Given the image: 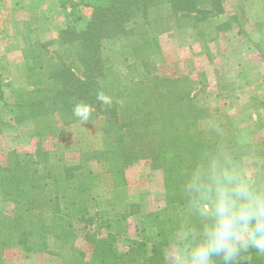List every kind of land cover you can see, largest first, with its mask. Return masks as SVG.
Masks as SVG:
<instances>
[{"label":"trees","instance_id":"trees-1","mask_svg":"<svg viewBox=\"0 0 264 264\" xmlns=\"http://www.w3.org/2000/svg\"><path fill=\"white\" fill-rule=\"evenodd\" d=\"M162 7H168L176 21L186 20L198 28L200 38L208 30L207 34L214 35L209 41L231 27L227 21H217L224 14L222 0H102L92 8L83 30L68 28L60 33L58 44L70 63L54 61L52 70L23 92V102L16 110L19 120L43 121L36 132L41 136L52 133L47 126L54 116L62 125L82 122L74 116V106L90 105L93 111L89 120L103 119L105 145L88 158L102 162L117 187L126 184V171L136 165L160 173L165 188L164 207L141 216L138 237L126 240L127 249L121 251L119 230L113 233L109 224H104L107 232L103 235L89 232L94 218L88 196L100 175L88 168V160L50 164L46 153H37L28 160L18 158L12 151L14 168L0 169V191L13 206L10 218L0 219V264H4L5 252L14 247L24 252L46 251L50 236L62 243L73 242L79 223L85 225L84 238L93 249L80 251L72 264H166L165 250L172 246L170 238L187 219L179 191L182 175L201 152L221 144L204 139L198 128L202 111L192 104L182 81L153 74L151 56L158 50V38L154 31L156 20L150 14ZM200 24L207 30L199 28ZM106 42L123 44L125 78L103 56ZM43 47L47 48L46 44ZM36 67L37 61L28 72L32 75ZM100 93L111 97L112 104L101 103L97 99ZM4 94L0 82V101ZM45 119L50 121L48 125ZM45 164L56 169L47 189L39 183L38 167L45 169ZM42 189L50 195L43 197ZM251 264H264V255L253 252Z\"/></svg>","mask_w":264,"mask_h":264},{"label":"rangeland","instance_id":"rangeland-1","mask_svg":"<svg viewBox=\"0 0 264 264\" xmlns=\"http://www.w3.org/2000/svg\"><path fill=\"white\" fill-rule=\"evenodd\" d=\"M34 1L35 3L32 5L27 3L26 9L21 8L30 10L28 13L32 14L31 17L28 14L23 16V12L17 16L20 11L19 8L13 7V3H16L17 6L22 5V0H10L1 5L2 1L0 4V16L2 14L8 18L10 16V20L12 17L13 20L15 16L18 20L29 18L26 24L16 23L18 26L14 24V20L6 25L0 20V82L5 91L4 100L0 101V169L14 168L13 163L11 164V152L16 151L18 158L28 160L31 157H36L37 153H46L49 156L50 164H58V160H63L65 164H78L82 160H88V168L100 175L105 172L104 164L89 159L88 156L94 151L99 152L104 148L102 117L71 125H62L58 116H54L51 124L48 119H45L46 125L49 124L47 129L52 130V133L39 136L36 135V132L42 128L43 121L40 119L31 121L26 118L19 120L16 109L23 102V92L33 86H30L32 82L36 83L45 77L52 70L54 61L57 62L60 59L65 64L70 63L68 54L58 44L60 33L68 28L77 32L83 30L89 21L92 8L102 0ZM222 4L224 14L218 17L217 21H227L231 27L213 41L209 40L214 35L207 34L209 31L204 28L203 24H200L199 28L207 30V33L204 38H200L198 28L191 26L186 20L176 21L177 17L171 14L168 7L151 12L150 18L156 20L154 31L158 38V50L151 56L153 74L164 78H179L183 81H185V75H189V78H192L194 82L189 80L191 84L190 82L187 83L188 85L183 84V87L184 89H193L190 94L192 104L202 111L203 117L198 123V128L204 139L208 142L220 143L241 158H252L259 165L258 170L264 171V93L255 94V99L244 106L240 107L235 103L238 97L235 94L236 87L240 84L236 78L237 64H243L245 68L240 69L243 72L249 70L250 77L254 79L255 74L258 75L259 68L264 74V43L246 51L243 42L244 38L250 41V29L252 25L254 27V20L257 25L264 26V13H257L253 4L244 6L242 12L239 6L237 7L233 2L222 0ZM225 7H227V11L232 8L229 13L227 12L232 17L225 15ZM252 7H255V11ZM234 8H238V11L233 16ZM240 23L249 29H244V38H241L242 40L237 38L238 41H236V35H233L230 30L237 27L234 25ZM262 30L264 33V27ZM50 38L52 39L50 40ZM221 38L222 40L218 41ZM192 42L197 43V46L190 45ZM44 44L47 48L43 47ZM48 44L50 45L48 46ZM103 47V56L107 63L112 65L113 70L121 78H125L127 70L123 54L126 50H124L123 44L106 42ZM14 50L18 54V58L12 55ZM254 54H260L261 59L254 61ZM36 61L37 67L31 75L28 69ZM28 78H31L32 81ZM256 88L258 91L264 89V83L261 82ZM216 89L220 90L218 98L213 94L215 93L213 90ZM199 90L209 91L207 92L209 94H196ZM215 110L222 112L220 116L214 114ZM56 123L57 127L54 126ZM45 166H47L45 169L42 166L38 167L41 176L39 183L45 184V189H47V184H52L56 169L46 164ZM139 170L143 173L133 175V178H140V174H145L142 178L150 177L147 174L149 171L147 166L144 169L146 173L141 168ZM153 177L162 179L160 173L154 174ZM0 184H2L1 180ZM49 195L48 190L42 189L43 197ZM88 197L93 210L95 203L91 201L90 193ZM163 207L164 204L160 208ZM12 209L13 206L9 198H6L0 191V219L10 218ZM103 220L106 221L105 217ZM120 221L121 219L115 222L119 235L124 232ZM84 226L83 223L76 226L77 238L71 243H62L53 236L48 237L47 248L50 245L53 250L58 249L57 243L72 244L77 247V257L80 251H92L93 245L84 238ZM100 232L98 231L96 234L103 235L104 231ZM51 238H54L55 243L51 241ZM170 240L174 245L173 236ZM125 245L124 242L120 244L118 242L119 250ZM43 252H47V249ZM36 253L41 252H24L18 247L11 248L5 252L4 264L6 261L24 263L26 257Z\"/></svg>","mask_w":264,"mask_h":264},{"label":"clouds","instance_id":"clouds-1","mask_svg":"<svg viewBox=\"0 0 264 264\" xmlns=\"http://www.w3.org/2000/svg\"><path fill=\"white\" fill-rule=\"evenodd\" d=\"M97 99L111 105L112 98ZM93 109L77 103L73 114L88 121ZM223 145L201 152L184 171L179 186L186 221L166 249L168 264H251L264 255V171Z\"/></svg>","mask_w":264,"mask_h":264},{"label":"crops","instance_id":"crops-1","mask_svg":"<svg viewBox=\"0 0 264 264\" xmlns=\"http://www.w3.org/2000/svg\"><path fill=\"white\" fill-rule=\"evenodd\" d=\"M9 1L10 0H0V4L2 2L1 5H3L4 2L8 3ZM228 1L231 3L233 2L237 7L239 6L241 12L244 6L253 4L256 7L257 13L260 12L264 13V0H228ZM27 3H29V5H32L35 3V1L22 0V5L19 4L18 6L15 5L16 3H13V7L19 8L20 11L17 16H20V13L22 12H23L22 13L23 16H25V14H28L30 17L32 16V14L28 13L30 10H25ZM22 7H24L25 9H21ZM255 7H252L253 11H255L254 10ZM229 10H232V8H229ZM229 10L227 11V7H225V12H226L225 15L232 17L227 14V12L229 13ZM237 11L238 8L237 9L234 8L232 15L233 16L236 15ZM17 16H15V18L13 19L15 25L16 23L18 24L28 23L29 18L27 20L26 18H23L24 20H20V19L18 20L16 19ZM12 18L10 20V16L8 18L7 16L5 17L3 14L0 16V20L4 22L5 25L8 24L10 21L12 22L13 21ZM263 22H264V14H263ZM234 26L237 27H233V29L230 30V32L233 35H236V41H238V39L241 38L243 39L244 38L243 31L247 27L246 28L243 27L241 23L239 25L236 24ZM263 27L264 26H261V24L257 25L256 21L254 20V27L252 25L250 29V33H251L250 41L246 40L245 38L243 39L244 46H246L247 49L246 51H248L249 48L253 49V46H256L258 44L260 45V43L262 44L264 43V40H262V37H264V33L262 30ZM51 39L52 38H50V40ZM221 40L222 38L219 39L218 41ZM190 45L197 46V43L192 42ZM196 46H194V48H196ZM255 48L257 50V47ZM12 55L18 58L17 56L18 54L15 50L14 52L12 51ZM259 56L260 54H254V58H253L254 61L261 59V57ZM237 65L238 66H236V69L238 72L236 74V78L237 81L240 82V84L239 86L236 87L235 94L238 97L236 98L235 103L241 107L248 104L253 99H255L256 96L255 94L264 93L263 92L264 89L258 91V89L256 88V86H258L261 82L264 83V74H262L261 68H259L258 75L255 74V79H254L253 77H250L249 70L244 72L243 70H241L245 68L243 64L238 63ZM185 77H186L184 78L185 81L180 79V81H182V84L189 83L190 82L189 80L194 82L192 78H189V75H185ZM184 90L187 93H189V95L193 91V89H184ZM213 91L215 92L213 94L218 98V96H220V90L216 89ZM207 92L209 91L199 90L196 92V94L197 93H202L203 95L209 94ZM220 113H222L220 110L219 111L215 110L214 112V114H217V116L218 115L220 116ZM136 168L139 169L141 168L142 171L146 173V171L144 170L146 166L144 165L129 168L125 174L126 184L120 187L114 185V178L110 174L106 172L100 174L97 186L90 192L91 201H94L95 204L93 205L94 208L91 211V215L94 218L93 220L94 224L91 223L89 232L91 233H93L94 231L107 232L104 230V224L106 223L111 226L110 230L113 233H115L117 227L115 224L116 220L119 221L121 218L120 216H126L125 219L120 221L124 232L123 234L120 235L118 234L119 244L121 242L125 243L126 240L135 239L137 237V232L139 229L138 220L141 218V216L155 213L158 209H160V207L163 206L165 201V188L162 179L160 177H153L155 173H152V171L150 170L147 171V174H149L150 177L142 178L145 174H140V178L138 179L133 178V175H138V173H143ZM104 217L106 221L103 220ZM51 239H52L51 241L54 240V238ZM78 242L81 241L78 240ZM53 243L55 242L53 241ZM57 247L58 249L53 250V248H50L49 245L47 248V252L32 254L28 258L26 257V261L24 263L23 262L20 263L19 261H8V262L6 261L5 264H72L75 261L77 257V247L75 245L72 244L62 245L57 243ZM172 247H174V245H172L171 248ZM126 249H127L126 246L125 247L122 246V248H120L121 251H126ZM166 264H168V259Z\"/></svg>","mask_w":264,"mask_h":264}]
</instances>
